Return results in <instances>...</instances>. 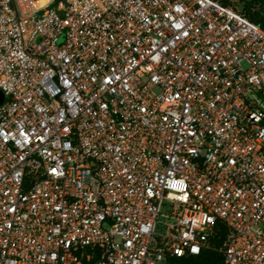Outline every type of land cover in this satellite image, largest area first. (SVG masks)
<instances>
[{"label": "built area", "instance_id": "obj_1", "mask_svg": "<svg viewBox=\"0 0 264 264\" xmlns=\"http://www.w3.org/2000/svg\"><path fill=\"white\" fill-rule=\"evenodd\" d=\"M63 37V38H62ZM0 264H264V29L221 0H0Z\"/></svg>", "mask_w": 264, "mask_h": 264}, {"label": "trees", "instance_id": "obj_2", "mask_svg": "<svg viewBox=\"0 0 264 264\" xmlns=\"http://www.w3.org/2000/svg\"><path fill=\"white\" fill-rule=\"evenodd\" d=\"M59 1V0H56ZM224 5L232 6L239 10L250 21L260 25L264 29V0H221ZM227 228L219 225V233L215 241V247L204 250L200 254H191L185 257H171L168 264H222L223 254L219 247L223 244Z\"/></svg>", "mask_w": 264, "mask_h": 264}, {"label": "water", "instance_id": "obj_3", "mask_svg": "<svg viewBox=\"0 0 264 264\" xmlns=\"http://www.w3.org/2000/svg\"><path fill=\"white\" fill-rule=\"evenodd\" d=\"M4 98H5V95H4L3 91L0 89V105L3 103Z\"/></svg>", "mask_w": 264, "mask_h": 264}, {"label": "rangeland", "instance_id": "obj_4", "mask_svg": "<svg viewBox=\"0 0 264 264\" xmlns=\"http://www.w3.org/2000/svg\"><path fill=\"white\" fill-rule=\"evenodd\" d=\"M234 1H237V0H234ZM63 38V37H62Z\"/></svg>", "mask_w": 264, "mask_h": 264}]
</instances>
